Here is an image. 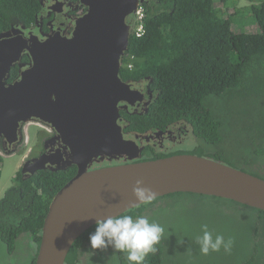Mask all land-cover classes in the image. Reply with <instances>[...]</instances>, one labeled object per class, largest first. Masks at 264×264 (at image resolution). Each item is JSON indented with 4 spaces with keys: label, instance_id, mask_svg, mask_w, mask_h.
I'll return each mask as SVG.
<instances>
[{
    "label": "trees",
    "instance_id": "trees-1",
    "mask_svg": "<svg viewBox=\"0 0 264 264\" xmlns=\"http://www.w3.org/2000/svg\"><path fill=\"white\" fill-rule=\"evenodd\" d=\"M42 1L0 0V31L16 20L32 25L35 15L42 12ZM247 1L249 5L238 6L236 0H222L221 8L213 0H145L140 4L142 27L129 38L119 76L134 82L147 80L157 96L147 115L124 117L128 120L125 131H164L178 122L193 133L197 144L188 151L182 147L175 151L177 146L174 151L149 148L136 162L188 154L241 171L248 166V173L258 177L251 168L264 160V0ZM223 8L234 10L233 14L226 16ZM241 11L247 14L246 25L233 28L232 19ZM253 25L257 31L248 32ZM2 160L0 156V165ZM75 174L76 167L58 173L41 171L28 179L21 172L16 174L13 187L0 200V241L8 257L16 253L17 242L27 237L35 253L31 264H35L49 205ZM188 197L196 202L210 200L213 207L181 210L179 203ZM238 210L243 211L240 222L235 218ZM124 214L134 219L148 216L149 222L164 228L154 246L156 252L146 256L144 264H264V212L258 209L175 193ZM194 216L198 219L190 220ZM205 224L214 237L220 234L233 240L230 252L223 248L207 255L200 252L197 237ZM94 230L95 225L72 244L65 264H82L80 250L85 251ZM112 255V264H129L125 253L113 250ZM99 258L90 256L87 264H105L103 255Z\"/></svg>",
    "mask_w": 264,
    "mask_h": 264
},
{
    "label": "water",
    "instance_id": "water-1",
    "mask_svg": "<svg viewBox=\"0 0 264 264\" xmlns=\"http://www.w3.org/2000/svg\"><path fill=\"white\" fill-rule=\"evenodd\" d=\"M79 2L86 14L75 21L72 36L57 32L47 40H33L25 46L33 65L20 82L0 89V134L11 144L10 138L17 140L19 122L37 119L59 133L70 148V164L77 167L51 202L35 264H65L72 244L96 219L146 204L133 197L137 180L156 194L155 199L196 194L264 212V180L221 162L183 154L133 163L141 149L124 139L117 104L139 97L118 73L129 42L127 20L144 0ZM9 43L0 54L8 52ZM101 160L129 163L88 171ZM32 163L42 168L43 157Z\"/></svg>",
    "mask_w": 264,
    "mask_h": 264
},
{
    "label": "flooded vegetation",
    "instance_id": "flooded-vegetation-1",
    "mask_svg": "<svg viewBox=\"0 0 264 264\" xmlns=\"http://www.w3.org/2000/svg\"><path fill=\"white\" fill-rule=\"evenodd\" d=\"M41 4L42 12L35 15L32 25L27 26L16 20L7 29L0 31V35L9 33V36L0 37V52H2V46L10 42L8 52L0 54V89H7L15 83L20 82L22 74L33 65L32 57L25 49V46H30L35 39H38V41L47 40L57 32L61 36L70 38L74 30L75 21L86 14V8L80 4L79 0H44ZM129 21L130 18H128V23ZM30 39L32 40L31 42ZM1 59H3V62ZM119 79L122 83L127 84L130 90L137 92L140 99L136 101L131 100L129 104L125 102H119L117 104V125L121 128L124 138L133 140L141 149L139 159L143 157V154L149 148L173 150L172 148L177 146L176 151L180 146L185 145L184 141L187 142L186 144L193 145V147L196 146L197 140L193 133L182 125V123L178 122L170 124V128L166 127L164 131L161 129H150V131H145L143 134L126 132V121L128 122V120H125L124 117H142L147 115L150 106L156 100L157 94L147 80L134 82L131 80H122L120 76ZM75 90L76 88L71 89V92L73 93ZM28 126L32 128L30 136L32 134L34 135L33 142L36 148L30 150L27 156H24L25 165L23 164L21 169H19L23 176L30 177L41 171L58 173L67 171L71 167H76L70 164V148L64 144L59 133L50 125L37 119H33L31 123L19 122L17 140L15 141L10 138L12 141L11 144L4 134L1 133L0 151L3 154H7L20 147L21 143L24 142L22 134ZM41 157H43L44 163L42 168L37 169L34 167L32 161ZM137 160L133 161V163ZM128 163V161L125 163L123 160L113 161L111 163L106 160H101L99 162H93L92 166L88 168V171Z\"/></svg>",
    "mask_w": 264,
    "mask_h": 264
},
{
    "label": "clouds",
    "instance_id": "clouds-1",
    "mask_svg": "<svg viewBox=\"0 0 264 264\" xmlns=\"http://www.w3.org/2000/svg\"><path fill=\"white\" fill-rule=\"evenodd\" d=\"M140 4L134 13L129 17L131 20V22H129V38L133 32L139 33L140 27H142L143 20L139 21L137 15L138 9H142ZM121 65L120 60V68ZM7 154L14 155L15 151H11ZM23 177L24 179L29 178L25 176ZM132 194L135 200L140 203H150L155 199L156 195L150 189L144 187L140 180L136 181V185L132 189ZM201 230L202 235L197 237V243L200 245V252L202 254L207 255L210 251L219 252L221 248H223L225 252L231 251L233 245V240L231 238L225 240V237L220 234H217L214 237L212 231L208 229L206 224L202 225ZM163 233L164 228L160 224L156 222H149L146 217L137 216L134 219L132 215L116 214L103 219H96L95 230L89 234V243L87 246H90V248L94 250L98 249L100 254L105 253L107 248L111 247L117 252L125 253L126 260L129 264H144L146 256L150 253L156 252V248L154 246L160 242ZM70 249L68 250V253L70 252ZM84 249H86V246H84ZM83 252L84 251L80 250L81 261V255ZM37 255L35 259H37Z\"/></svg>",
    "mask_w": 264,
    "mask_h": 264
},
{
    "label": "rangeland",
    "instance_id": "rangeland-1",
    "mask_svg": "<svg viewBox=\"0 0 264 264\" xmlns=\"http://www.w3.org/2000/svg\"><path fill=\"white\" fill-rule=\"evenodd\" d=\"M215 5L218 6L219 8L223 7L224 4H222V0H213ZM238 6H244V5H249L250 2L247 0H236ZM223 10L226 12V16L233 14L234 10H230V9H226L223 8ZM247 17L246 12L241 11L240 14L236 15L232 20L234 21V24L232 27H236V26H243L246 25L244 18ZM248 32H256L257 31V26L253 25L252 27H249L248 29H246ZM31 126L26 127L25 132L22 134V138L24 139V142L21 143V146L18 147L17 149H15V154L14 155H10V154H3L0 151V155L2 157V163L0 165V200L4 197V195L6 194V192L13 187L14 185V181L13 178L14 176L19 172V169H21L22 165L24 164V156H27V154L29 153L30 150L36 148L33 142V138L34 135L32 134L30 136V131L32 128H30ZM185 145L180 146L179 148L181 149V147L183 148L184 151H188L190 148L193 147V145H189L186 144L187 142L184 141ZM244 170L243 172L248 173V166L247 167H243ZM252 171H254L255 173L258 174L257 178L263 179L264 180V160L259 161L258 163H255L253 165V167L251 168ZM252 175V174H250ZM254 176V175H253ZM185 199L181 200L184 201ZM197 206L198 209H203V211L206 210V208H212L213 207V203L212 201H204V202H196L194 197H188V199L185 202H181L179 203V208L181 210L184 209H188L190 208L191 210H194L192 208H194V206ZM231 206V205H230ZM235 208V205H233ZM223 210L227 213L232 214L233 210L229 209L228 207H223ZM168 213H172V211H168L166 210ZM245 212H247V209L244 210ZM237 212V211H236ZM239 212H243L241 210H238V213H236V222H240L241 218H240V214ZM217 213V211H216ZM170 215V214H169ZM147 219L149 218L148 216H145ZM197 220L198 217H191L190 220ZM248 241V238L244 241L243 244H246V242ZM17 250L16 253L14 254L13 257H8L7 256V250L5 245L0 241V264H31V261L33 259L34 256V250L30 248V242L28 240L27 237H24L23 239H21L20 241L17 242ZM114 249L109 247L107 248L106 252L104 254H100L98 249H91L90 246H86L85 251L83 252V254L81 255L82 258V264H87L88 263V259L90 258V256L94 255V259H97L99 257H101L103 255V261L105 262V264H112V259H113V255H112V251ZM115 255V254H114ZM100 260V258H99Z\"/></svg>",
    "mask_w": 264,
    "mask_h": 264
},
{
    "label": "built area",
    "instance_id": "built-area-1",
    "mask_svg": "<svg viewBox=\"0 0 264 264\" xmlns=\"http://www.w3.org/2000/svg\"><path fill=\"white\" fill-rule=\"evenodd\" d=\"M137 15H138V20H139V21H142L143 18H144V15H143V9L139 8V9H138V12H137Z\"/></svg>",
    "mask_w": 264,
    "mask_h": 264
}]
</instances>
